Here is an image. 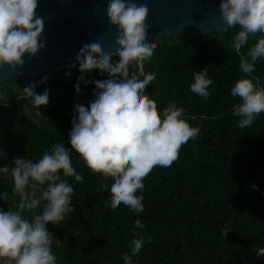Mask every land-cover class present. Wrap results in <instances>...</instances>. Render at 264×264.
<instances>
[{
	"label": "trees",
	"instance_id": "trees-1",
	"mask_svg": "<svg viewBox=\"0 0 264 264\" xmlns=\"http://www.w3.org/2000/svg\"><path fill=\"white\" fill-rule=\"evenodd\" d=\"M239 31L237 25L220 33L157 42L154 54L145 58L146 70L156 75L145 91L160 110L169 102L184 108L185 119L200 126V134L182 146L170 168L156 167L145 178L143 191L137 193L144 198L139 215L110 203L111 173L91 172L72 152L73 166L84 179L66 178L74 185V212L59 226L48 225L59 241L53 245L56 264H123L132 240L140 237L151 238V243L133 257L136 264H264V113L241 129L233 115L239 98L230 94L245 77L241 58L261 34L239 48L234 43ZM205 67L213 80L207 101L190 90L194 71ZM81 75L78 64L0 84V104L7 102L0 105V167L11 169L16 158L39 160L56 143L71 150L73 105L87 107L97 91L85 81L108 78L96 70L84 73L83 81L78 80ZM253 77L264 86V60L257 61ZM30 84L38 94L49 90L46 106L37 109L24 95ZM3 191L8 200L0 201V208L14 210L19 197L10 176L0 177ZM43 203L34 211H42ZM25 215L31 219L32 213ZM137 219L143 228H135ZM225 228L231 230L223 235Z\"/></svg>",
	"mask_w": 264,
	"mask_h": 264
},
{
	"label": "clouds",
	"instance_id": "clouds-1",
	"mask_svg": "<svg viewBox=\"0 0 264 264\" xmlns=\"http://www.w3.org/2000/svg\"><path fill=\"white\" fill-rule=\"evenodd\" d=\"M37 4L38 0H0V67H22L25 55L31 59L45 47L40 39L44 21L36 16ZM148 7L149 0H110L107 17L118 32L114 50L105 52L100 43H92L77 54L82 73L79 81L93 70L108 78L85 81L94 84L97 91L87 107L73 105L71 150L56 143L39 160L16 158L11 169L0 167V177H11L13 192L19 197L14 210L0 208V264H56L53 245L59 241L54 240L48 225L59 226L74 212V185L66 178L76 182L84 179L73 166L72 152L91 172L111 173L110 203H121L139 215L144 211V198L137 193L143 191L145 178L156 167L170 168L179 159L182 146L200 134L201 127L185 119L184 108L169 102L160 110L145 91L156 79L145 64V58L157 48L156 39L147 34ZM219 7L227 28H240L234 39L237 47L243 48L250 37L261 34L241 58L240 69L245 77L230 89L231 96L239 98L233 115L244 129L264 113V86L253 77L257 61L264 60V0H221ZM212 85L207 67L194 71L191 92L207 101ZM35 88L30 84L23 93L39 109L48 104L49 90L38 94ZM75 90L80 93L79 83ZM0 101H4L3 93ZM0 105L6 106L7 102ZM252 187L259 190L255 184ZM7 200V191L0 192V201ZM42 202V211H34ZM26 212L32 213L31 219ZM134 226L144 227L139 219ZM229 230L225 228L223 235ZM146 243H151V238L133 239L130 254L122 257L123 264H136L133 257L139 256Z\"/></svg>",
	"mask_w": 264,
	"mask_h": 264
},
{
	"label": "water",
	"instance_id": "water-1",
	"mask_svg": "<svg viewBox=\"0 0 264 264\" xmlns=\"http://www.w3.org/2000/svg\"><path fill=\"white\" fill-rule=\"evenodd\" d=\"M221 0H149L148 35L161 42L171 37H199L226 31L221 19ZM110 0H38L36 16L44 21L41 41L45 47L12 70L0 67V84L60 71L78 65L76 56L84 45L100 43L114 50L117 28L110 24Z\"/></svg>",
	"mask_w": 264,
	"mask_h": 264
}]
</instances>
